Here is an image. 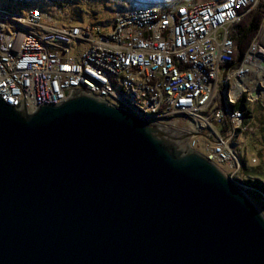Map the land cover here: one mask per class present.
I'll list each match as a JSON object with an SVG mask.
<instances>
[{
  "label": "water",
  "instance_id": "water-1",
  "mask_svg": "<svg viewBox=\"0 0 264 264\" xmlns=\"http://www.w3.org/2000/svg\"><path fill=\"white\" fill-rule=\"evenodd\" d=\"M191 136L87 89L0 96V264H264L262 209Z\"/></svg>",
  "mask_w": 264,
  "mask_h": 264
},
{
  "label": "built area",
  "instance_id": "built-area-1",
  "mask_svg": "<svg viewBox=\"0 0 264 264\" xmlns=\"http://www.w3.org/2000/svg\"><path fill=\"white\" fill-rule=\"evenodd\" d=\"M249 1L189 0L151 14L127 9L107 30L66 25L45 12L17 18L20 10L5 6L0 13V96L12 105L25 101L33 112L40 105L66 100L76 89L90 90L125 109L123 93H134V100L148 107L166 105V112L152 121L190 133L191 148L201 152L202 144V154L216 163H231L240 175L241 146H228L231 125L246 116V109L236 105L264 103V44L259 32L250 47L260 43V51L249 49L238 57L241 64L233 53V32L248 13ZM17 22H28L29 31L17 29ZM76 42L86 45L82 54L73 53ZM251 56L259 67L256 72L245 67ZM95 61L115 69L116 80L96 70ZM230 65L226 75H233L235 113H225L221 102V81ZM241 77L252 79L248 89L239 85Z\"/></svg>",
  "mask_w": 264,
  "mask_h": 264
},
{
  "label": "rangeland",
  "instance_id": "rangeland-1",
  "mask_svg": "<svg viewBox=\"0 0 264 264\" xmlns=\"http://www.w3.org/2000/svg\"><path fill=\"white\" fill-rule=\"evenodd\" d=\"M180 0H0V8H10L12 10H20L18 12H21L25 15L29 14L31 9H40L41 12H45L48 16L53 17L60 23L66 24V25H76V26H82L86 27L88 25H96V27H102L104 30L111 29L112 26L116 25L117 18L119 17V14L126 10V9H133V8H149L154 6H164V5H175ZM261 0L253 7L251 10L248 11L246 15H250L252 12H254L256 9H258L260 5ZM43 5V6H42ZM163 10V9H162ZM171 9H168L166 11H170ZM245 15V16H246ZM244 16V17H245ZM244 19V18H243ZM242 19V20H243ZM242 21H240L241 23ZM239 23V24H240ZM238 24V25H239ZM237 25V28H238ZM23 26H20L19 29L23 28ZM259 32L261 43L264 44V29ZM255 39V38H254ZM259 40V39H257ZM254 40L252 41V43ZM251 43V44H252ZM251 44L247 48L244 54H246L249 49L252 50ZM86 48V45L84 43H74L72 44V51L74 54L79 55L84 52ZM241 55L240 57L242 58ZM238 60V56L236 57ZM241 58H239V63H242ZM236 60V61H237ZM226 79H222L221 83L223 84L222 87L224 88V83L226 82ZM229 89V88H228ZM227 90L224 91V95H227ZM245 98V96H242ZM242 98V99H243ZM246 99V98H245ZM247 99H249L247 97ZM246 99V102L249 100ZM224 102V101H223ZM232 106L233 103L230 102ZM259 104V105H258ZM262 101H254V102H248L247 105L250 106V109L255 110L254 108H261L263 106ZM223 106V103H222ZM250 119V118H249ZM247 116H245L244 121L246 122ZM241 124V126L234 125L233 131L237 132V135H234V139L232 142L233 146L239 145L242 148L237 147V150H239L242 157H247L249 163L257 164L256 162L258 160V157L251 151H247L248 146L250 145V141L247 137L253 136L255 132L258 131L257 125H251V126H244L245 123ZM238 126V127H237ZM237 127V128H235ZM250 127H253L256 129L253 131H246L249 130ZM242 129L240 132L239 130ZM252 133V134H248ZM233 134V133H232ZM237 137V138H236ZM201 140L203 137H200ZM237 139V140H236ZM229 146V145H228ZM200 151L204 153V149L202 144L200 145ZM245 155V156H244ZM255 160V161H254ZM218 165L227 173V175L234 177V179L238 180L241 185L244 186L246 189L253 190L255 192L260 193V189L254 188L252 185H250L248 182H244L248 179H254L249 178L247 175L245 176L242 174V171L239 175V169H235L234 165L232 167L231 163H219ZM240 164V165H239ZM237 167H243V160H237ZM256 179V178H255ZM264 198V196H263ZM263 205V203H260Z\"/></svg>",
  "mask_w": 264,
  "mask_h": 264
},
{
  "label": "trees",
  "instance_id": "trees-1",
  "mask_svg": "<svg viewBox=\"0 0 264 264\" xmlns=\"http://www.w3.org/2000/svg\"><path fill=\"white\" fill-rule=\"evenodd\" d=\"M187 1L189 0H180L173 6L164 5V6H154V7H158L163 10H168L171 8L181 6L182 4L187 3ZM263 15H264V0H261L258 9H256L250 15H246L242 20V22L238 25V28H236V30L233 32V37L236 41V46H237L236 56L240 57L241 55H243V53H245L249 45L256 37L262 23ZM233 107L235 108V105ZM236 107L238 109H246L247 120L246 122L244 121L245 123L244 126L249 127L253 124L258 126V131L255 132L254 134L248 133V134H252L253 136L247 137L248 140L250 141V145L248 146L247 151L249 149V151L253 152L258 157V160L256 161L258 163L251 164L248 162V158L245 155H244L245 157L241 156L243 160L242 174H244L245 176L247 175L249 178L254 177V179H248L245 180L244 182H248L254 188L260 189L261 192L258 193L253 190H250L249 188L246 189V191L252 197V199L259 205V207L262 209L264 213V198H263L264 196V104L263 106H261V108H259L260 106L258 108L255 107L254 108L255 110H253L250 109V106H248L247 103L242 101L238 103ZM241 130L242 129H240L239 132ZM260 203H263V205H261Z\"/></svg>",
  "mask_w": 264,
  "mask_h": 264
},
{
  "label": "bare ground",
  "instance_id": "bare-ground-1",
  "mask_svg": "<svg viewBox=\"0 0 264 264\" xmlns=\"http://www.w3.org/2000/svg\"><path fill=\"white\" fill-rule=\"evenodd\" d=\"M258 2H259V0H250L249 4H248V11L251 10L253 7H255V5H257ZM7 9L12 10L10 8H7ZM153 9H155V11H166V10H162L158 7H149V8H137L136 12L141 13V14H151V12H153ZM30 11L31 12L27 15L17 11V18H28L30 16L36 15V13H38V12H41L38 9H31ZM2 12H5V8H0V13H2ZM23 24H24V27L21 28L20 31H29L28 22H17V29H19L20 26H23ZM260 45H261L260 43L256 44L253 51L254 50H255L254 52L260 51V49H261ZM14 48H17V46H15ZM236 51H237L236 44H233V53H236ZM9 52H11V50H9L8 52H5V55L8 56ZM251 59L252 60H250L251 61L250 63H245V67H250L253 70H255V72H256L259 69V67H257L255 65V62H253L256 59L252 58V56H251ZM95 68L98 71L104 72L106 79L116 80L115 69H112V67H108L107 62L95 61ZM226 78H227V80L224 83V85H225L224 88L222 87L223 84L221 83V102L223 103L225 113H235V108L230 104V102L233 103V75H226ZM241 78H239V85L242 86V88H244V89H248L249 85H252L250 83L252 79L249 78L250 80L246 81L243 79L246 77H241ZM227 89H228L227 95L226 94L224 95V91ZM123 100L126 103L127 109H129L130 111H133L134 113H136L138 115L147 116L150 118V120L159 119L160 115H162V113L166 112V105L153 106L152 108L148 107V106H146V104L138 102V100H134V93H123ZM244 119H245V116H241L239 119H237L236 124L231 125V132H230L229 137H228V145L229 146H233L231 141H233L234 135H237V132L235 131V129L233 131V126L234 125L235 126L236 125L241 126ZM237 127H235V128H237Z\"/></svg>",
  "mask_w": 264,
  "mask_h": 264
},
{
  "label": "crops",
  "instance_id": "crops-1",
  "mask_svg": "<svg viewBox=\"0 0 264 264\" xmlns=\"http://www.w3.org/2000/svg\"><path fill=\"white\" fill-rule=\"evenodd\" d=\"M236 48H237V46H236ZM237 52V51H236Z\"/></svg>",
  "mask_w": 264,
  "mask_h": 264
}]
</instances>
